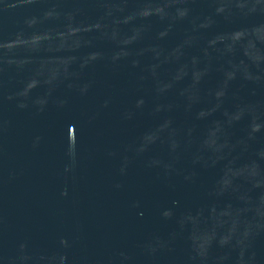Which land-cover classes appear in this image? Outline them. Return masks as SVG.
Segmentation results:
<instances>
[{
	"label": "water",
	"instance_id": "obj_1",
	"mask_svg": "<svg viewBox=\"0 0 264 264\" xmlns=\"http://www.w3.org/2000/svg\"><path fill=\"white\" fill-rule=\"evenodd\" d=\"M0 264H264V0H0Z\"/></svg>",
	"mask_w": 264,
	"mask_h": 264
}]
</instances>
